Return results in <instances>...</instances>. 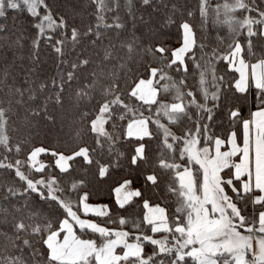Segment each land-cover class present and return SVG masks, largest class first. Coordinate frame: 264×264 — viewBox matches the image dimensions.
I'll use <instances>...</instances> for the list:
<instances>
[{
  "label": "snow or ice",
  "instance_id": "snow-or-ice-1",
  "mask_svg": "<svg viewBox=\"0 0 264 264\" xmlns=\"http://www.w3.org/2000/svg\"><path fill=\"white\" fill-rule=\"evenodd\" d=\"M140 2L145 6L152 4V0ZM160 2L163 4L164 0ZM90 3L95 5L92 13L95 22L83 31L71 27L69 36L67 21L63 16L58 20L53 17L47 0H0V18H7L9 11L26 12L35 21L33 27L38 31L30 59L35 60L41 38L57 54V76L50 85L42 81L33 86L35 82L30 77L34 70H24L29 87L10 89L12 95L19 97L16 103L23 104L26 92L28 100L34 101L38 93L52 88L55 103L62 104L65 86L71 89L75 81L77 105H92L79 113V120L84 134L93 137V145L77 147L71 154L38 146L23 160L12 161L10 157L19 156L27 141L12 143L6 135V109L0 107V123L5 129V135L0 136V171L14 172L11 182L0 184V199L22 200L27 209L31 195L35 194L58 212L52 218L28 210L26 217L16 220L8 240L17 254L6 251L0 255V264H29L30 260L32 264H189V261L264 264V52L254 51V38L264 40V0H218L215 7L211 0H198L202 31L210 22L227 26L229 37H217L223 51L219 48L205 51L206 45L197 42L196 31L188 20L178 25L179 47L144 49L154 58L159 53L161 63L167 59L169 62L164 67L182 74L179 81L165 72L164 67L147 66L144 78L133 74L128 67L132 53L141 47L135 31L134 0H126L124 4L132 23V31L124 40L119 39L127 27L120 15L121 0H90ZM178 11L184 14L173 4L172 13ZM238 12L243 15L238 16ZM186 14L191 18L195 12L188 10ZM140 21L146 23L143 17ZM166 22L175 23L173 15L167 16ZM5 28L6 25L0 24V33ZM108 31L116 33V40L109 37L105 44ZM22 38L14 41L18 48L23 47ZM8 39L0 36V42ZM200 39L203 41L205 37ZM85 40L93 49L99 47L102 51L99 63L90 56L82 58L87 51L84 47L76 52ZM118 49L127 50L126 59L117 55ZM72 52H76L75 57L66 59ZM114 60L124 61L119 67L128 82L122 87L120 77L113 74L114 79L102 88L97 99L96 69ZM186 61H191V69ZM221 62L225 69L218 75L216 65ZM60 65L70 70L65 74ZM88 65H93V70L81 83L77 73ZM9 75L8 66L0 68V81L6 82ZM190 75H198L195 91H184ZM253 90L255 110L248 118L223 102L228 92L253 94ZM166 95L171 96L170 101L163 98ZM51 100L49 97L45 101L44 113ZM223 109H227L224 114L231 129L226 136L217 135L214 129L216 114ZM31 112L34 116L41 114L36 109ZM48 119L55 123L53 117ZM183 121L188 126L181 128L178 135L172 127ZM237 123L240 133L235 130ZM130 140L136 146L128 157L129 164L146 171V184L159 195L160 203L153 205L143 199L142 189H132V181L125 179L113 189L114 210L109 205L90 204V193L81 192L86 180L72 176L74 168L70 162L80 159L84 165L95 164L98 176L103 178L110 167H119L120 160L125 158L117 146ZM152 142H155L154 158ZM105 152L116 157L111 165L101 164L97 158ZM42 155H51L54 163L40 161L38 157ZM55 170L59 175L53 174ZM83 173L87 175V168ZM34 174L40 178L34 179ZM122 190H125L123 196ZM132 198L143 200L146 212L140 220L119 215L126 205L134 202ZM13 207L21 211L20 207ZM25 219L35 222L25 223ZM111 224L119 227L110 228ZM129 224L131 230H124ZM89 233L96 235L99 243L82 238ZM0 235L6 234L0 232ZM146 246H151L150 252Z\"/></svg>",
  "mask_w": 264,
  "mask_h": 264
},
{
  "label": "trees",
  "instance_id": "trees-1",
  "mask_svg": "<svg viewBox=\"0 0 264 264\" xmlns=\"http://www.w3.org/2000/svg\"><path fill=\"white\" fill-rule=\"evenodd\" d=\"M125 2L126 0H121L120 15L127 27L120 33L119 39L121 40L128 38V33L132 31V23L127 14V9L124 7ZM47 3L55 19L58 20L60 16H63L67 21L69 25V36L71 27L76 26L83 31L90 23L95 22V17L92 15L95 11V5H92L90 0H47ZM217 3L218 0H211L212 7H215ZM164 4H166L167 7H164ZM173 4H176L184 14L182 15L180 11L173 14ZM262 7H264V5H262ZM188 10H193L195 15L189 18L186 14ZM133 12L137 18L135 31L136 35L139 37L141 47H137L132 53L133 58L128 61V67H130L132 73L139 78H144L147 75L144 71L147 66L151 65L152 67L161 68L169 62L165 59L163 63H161L159 53H157L156 58H154L144 49H147L148 47L155 49L158 46L174 49L179 45L178 40L180 38V31L178 30V25L184 20H188V22L193 25L197 35V42H203L206 45L205 51H211L213 48H219L223 51L224 46L218 44L217 37H229L226 25H213L210 22L206 30H201V17L198 11V0H164L163 4L160 0H152L150 6L142 5L140 0H134ZM240 14L243 15V13ZM169 15H173L175 23L168 24L166 22V18ZM211 15L212 13H210V16ZM141 17H143V20L146 23H141ZM34 22L33 18L26 12L17 13L9 11L7 18H0V24L6 25L5 31L0 33V36L10 37L7 41L0 42V68L8 66L10 71L7 81H0V107L6 109L4 114L7 118L6 135L11 138L13 144L27 141L24 151L19 156L13 155L10 157V160L12 161L15 159L23 160L33 147L38 146L51 148L59 152H64L65 154H71L77 147L93 145V137L84 134L83 125L79 120V113L83 111L85 107H91L92 105H86L84 103L77 105L75 90L78 85L75 81L72 82L71 89L67 85L65 86L62 95V104L55 103V89L52 88H49L48 91L38 93L37 98L34 101L28 100V94L26 92L23 104H17L16 101L19 97L11 94L10 89L13 86L24 89L29 87V84L25 83L24 71L29 68L34 70L30 77V79L35 82V85L33 86H38L42 81L47 82L50 85L51 79L57 76V54L43 38L40 39L39 47L36 49L35 60L30 59L33 52L32 42L36 39L38 31L33 27ZM108 22H111L110 18ZM149 29H152V31H149ZM17 37H23L21 40V43L23 44L22 48H18L14 43ZM109 37L115 41L116 33L114 31H108L104 37L103 43L107 44ZM201 37H205V39L201 41ZM240 40L243 43L244 37L241 36ZM254 45L255 52H264V40L254 38ZM69 47H71V45H69ZM81 47L87 49L82 58L90 56L95 63H99V57L103 55L99 47L93 49L85 40L81 45L77 46L76 52H79ZM76 52H72L65 58L71 60L75 57ZM94 53H99V56ZM199 54L200 53L197 50V55ZM117 55L126 59L128 53L126 49H118ZM165 56H167V54H165ZM123 62V60L105 62L100 68L96 69L98 77L96 87L97 99L100 98L99 92L102 88L106 87L112 79H114L113 74H115V77H120L119 82L122 87L128 82V77L124 75V72L119 67ZM186 62L191 69V61ZM216 67L218 75L224 73L225 65L222 62L217 64ZM60 70L66 74L70 68L66 65H60ZM92 70L93 65H88L87 68L82 69L77 73L81 83L84 82L83 77L88 75ZM164 71L176 81L181 79L182 74L177 73L174 70L164 67ZM197 80L198 75H190L186 81L187 87L183 90L187 91L191 89L195 91L194 85H196ZM127 90L128 89L125 88V91ZM197 96L199 98V93H197ZM49 97H52V100L47 104V113H44L43 106ZM163 98L166 101L171 100L170 95H166ZM9 101H11V103H9ZM223 102L232 110L239 109L241 115L244 118H248L250 113L255 110L254 90L253 94L228 92ZM32 109L40 111L41 114L38 116L32 115ZM225 111H227V109L218 111L214 121L215 132L217 135L221 136H226L231 130L228 118L224 114ZM145 114L147 115V113ZM49 116L55 119V123H52L48 119ZM186 126H188V122L183 121L180 125L173 126L172 131L179 135L180 129ZM108 130H112L110 126H108ZM235 130L240 133L241 127L239 123L236 124ZM77 133H80V136H77ZM3 135H5V129L3 128L2 123H0V136ZM135 146L136 142L134 140L121 142L117 147L120 152L125 153V158L120 160L119 167H110L108 174L103 178L98 176L97 166L95 164L87 166L84 165L83 161L80 159L70 162L73 164L74 168L72 176L76 179L84 178L86 180V186L81 189V192L90 193L89 203H103L112 206L114 210L113 189L125 179L131 180L132 184L137 189H142L143 199H148L151 204L160 203L159 195L151 189L150 185L146 184L144 179L147 174L146 171L129 164L128 157H130ZM150 148L154 158L155 142L151 143ZM0 155H2V150H0ZM40 157L46 164L51 165L54 163L51 155H42ZM97 158L100 159L101 164L105 165H111L116 159L114 155L109 156L107 152H105L104 156ZM84 168H87L86 176H84L83 173ZM23 170L27 172V168ZM53 174L59 175L58 170H55ZM13 177L14 172H8L6 169L0 171V184L11 182ZM33 178L39 179L40 176L39 174H34ZM17 186H20L19 181H17ZM169 199H174V197H169ZM133 201V203L126 205L125 209L119 212V215L130 219L140 220L143 216V200L141 198H135ZM14 205L20 207L21 211L17 212L16 208L13 207ZM28 210L39 212L46 216H51L52 218H55V216L58 215L56 209L41 201L35 194L31 195L27 209L24 208L22 200L0 199V232L6 234L0 235V255L5 254L6 251L8 254H17L12 249L8 236L13 235V223H15L16 220L26 217ZM34 222L35 221L25 219V223ZM108 226L113 229L119 227L117 224H111ZM124 230H131V224H129ZM27 238L32 239L33 241L37 239L36 237ZM82 238L95 239L97 240V243H99V238L91 233L82 236ZM34 246L37 248L41 247L39 244H34ZM146 249L150 252L151 246H146ZM41 251H43V249H41ZM29 264H32L31 260L29 261ZM189 264H192V262L189 261Z\"/></svg>",
  "mask_w": 264,
  "mask_h": 264
},
{
  "label": "crops",
  "instance_id": "crops-1",
  "mask_svg": "<svg viewBox=\"0 0 264 264\" xmlns=\"http://www.w3.org/2000/svg\"><path fill=\"white\" fill-rule=\"evenodd\" d=\"M253 62H255V61H253ZM238 75V74H237ZM240 132H241V130H240ZM118 186V185H117ZM131 188L132 189H137L133 184H131ZM124 191L125 190H122L121 191V196H123L124 195ZM132 199H135V198H132ZM113 200H114V193H113ZM90 204H92V205H105V204H103V203H90ZM153 205H155V204H153ZM146 212V210L145 209H143V214ZM130 242H134V241H130Z\"/></svg>",
  "mask_w": 264,
  "mask_h": 264
},
{
  "label": "rangeland",
  "instance_id": "rangeland-1",
  "mask_svg": "<svg viewBox=\"0 0 264 264\" xmlns=\"http://www.w3.org/2000/svg\"><path fill=\"white\" fill-rule=\"evenodd\" d=\"M237 15L240 16L241 14L238 12ZM179 46H180V44H179L178 46H176L175 48H177V47H179ZM38 159H39L40 161H42V162H45L44 160L41 159V157H38ZM45 164H46V163H45Z\"/></svg>",
  "mask_w": 264,
  "mask_h": 264
}]
</instances>
